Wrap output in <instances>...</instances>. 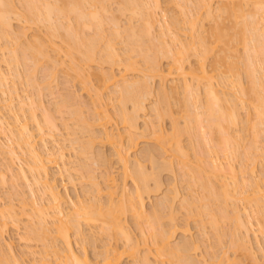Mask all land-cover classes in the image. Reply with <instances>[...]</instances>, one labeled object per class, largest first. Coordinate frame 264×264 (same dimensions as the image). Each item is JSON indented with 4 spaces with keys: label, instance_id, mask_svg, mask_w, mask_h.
I'll return each instance as SVG.
<instances>
[{
    "label": "bare ground",
    "instance_id": "6f19581e",
    "mask_svg": "<svg viewBox=\"0 0 264 264\" xmlns=\"http://www.w3.org/2000/svg\"><path fill=\"white\" fill-rule=\"evenodd\" d=\"M20 1L23 2V7L22 5L21 7L22 9L24 8V12L23 10H21V12L19 13L23 15L24 19L22 15L17 12V8H15L16 5L13 1L0 0V35H2L1 37L5 38V42H3L2 46L0 45V51L2 56H8L7 59L1 57L2 59L0 60V62L2 60H5L4 62L7 63V71H4L3 68L1 69L0 66V90H2L0 92L3 93V95L6 93L5 91H7L6 88L8 86L5 85H7V80L10 74L15 76L17 80H25L27 84L32 88L39 86L38 89H40V87L43 88L44 86L45 88L47 86L49 87L51 80L49 81L48 79H54L57 71L59 69L60 71L63 70V72L65 71L68 74L72 75H69L71 79L73 77L74 80L77 79L76 81L79 80L81 84L84 85L83 88H85V90L88 92L89 100L93 99V107L100 108L98 113H96L99 114L100 117L97 119H93L91 123L88 122L89 120L87 121L88 117H85L86 115H84V112H82L83 109L78 106L79 103L81 104V106H85L87 104L88 109H91V101L89 102L88 100H85L87 103L83 101L85 102V105H82L83 102L76 101V103L79 102L77 103V106L83 113V116L79 110L74 112L75 110H77V107L75 106L76 103L71 104L68 101V99L70 98L69 94L65 95L68 97H63V99L65 98L64 100L61 99L63 101L61 102L63 106H71V110L72 107L76 108H73L72 110L76 115L73 114V112L68 111L69 113H71L70 115L68 113V117L71 116L72 119L74 118V115L78 117V120L76 118L75 120H73L74 122L77 120L75 123L73 122L75 124V127L76 123L78 124V122L81 120L77 126L79 127L80 124H82L80 128H77L81 130L83 124H87L86 127L90 129V126H92L95 121L110 117L108 107L109 102L101 100L102 91H99L100 87L96 88L92 83L91 85H89V76L93 75V73L91 72L92 70L89 69L91 67L90 64H92V62L94 61L99 63L108 62V59H110V62L112 60L113 63H116L118 59L117 56L119 57V55H121V51L116 49V41H113L114 37H111L110 35L113 34L114 36H119L123 33V30L127 31V33H125L127 34L130 42L126 41V44L129 43L130 45H128V47H126V49L123 51V53H126V56L128 57L125 60L128 61V54H131L129 52H133L138 49L139 52L143 53L141 57H143L142 60L145 62V66L138 69V74L136 76L135 74H133L134 76H131L132 78H127L125 73L121 71L119 74H114L113 72L105 73L104 71L100 70L99 72L94 73L95 78L98 79L99 82L103 84V86H113L111 87L113 89V93L112 90L110 93L116 94L114 93V91L118 92L122 104L131 101L133 104H135L134 106L139 107L137 110L143 107L144 104L142 101L144 100L147 92V95L150 94L151 85H153L151 83H153L152 81L155 77L160 81V87L158 89V91L160 90L161 92H158L159 95H162L159 96V98L161 99L160 102L165 103L167 106V104H169L167 101L168 97L170 98L173 97V95H179L181 93L182 98L180 99L182 100L180 101V103L182 102L184 107L188 106L187 104L195 107L194 109L196 110H193V114L189 113L188 109H186V112H188V114L185 115L187 116V119H184V121H186L185 125L182 128L177 126L178 122L174 119V121L172 122V128L174 132L172 131L171 135H164L165 130L159 124L155 125V127L154 125H152V129H150L151 133L147 132L148 134H152V136H155L158 144L160 142L158 146L160 147V151H162L161 155L163 156V153H166L164 158L160 156V153L158 151L157 153L155 150H153V147V149L144 147V150L142 149L143 152L140 151L141 155L148 158L151 165L155 166V168H153L154 170L167 167L168 170L173 171V169H175L174 164L177 162L179 164L177 166L178 169H180L181 172L184 175L188 176L189 179H191L193 182H197L200 185L201 190H203L202 195L205 193V196L203 195L202 198L199 197L200 200H204V202L202 203H198V201L200 202V200L197 195V197H195L198 199L194 198V201L198 200L197 202L192 201L193 199L190 200L191 198H187V200L184 198V200H181V204L187 201L186 203L188 204L186 205L188 206V208L187 206H185L187 214L197 213L200 215V213L203 211L204 213L201 215L205 214L204 218H208V221L214 228L218 227V220L220 217H218L213 209L210 208L209 203L212 200L221 201L222 199V201L224 202V206L220 207L221 209L219 208L221 210H219L221 216L220 219H224L228 216L230 219V217L232 216L231 219H233L235 222V227L232 232H230L232 240L235 241L234 243H236L237 240V243H239L238 245L236 243L237 247L241 246V249L246 248L247 250L249 246L247 247L246 242L249 240L247 237H249L248 234L250 235L249 232L251 231L250 227H252V225L248 223V220L250 221L249 218L247 221L245 220L248 216L252 217L254 215L253 213L256 212L258 213H256V215H260L261 213V215L263 214L264 217V209L262 207V205L264 204V172H261V174L263 175H259L262 178L256 177V170L254 169L256 168L257 164L259 162H262L263 160L258 161L259 157L256 158L255 155L258 150L256 151V153L255 151H253L256 158L255 160L258 162L257 164L255 163L256 166L253 163V167L251 169H248V163L246 165V163L244 162L247 168H245L243 163L244 167H242L245 169L239 168L240 171L237 172V168L235 170L236 166H233L234 160L232 159L237 158V148L241 145V141L238 142L240 138V135L238 133L239 129L237 133L235 130L242 126L241 125L238 127V125L241 124L240 122L243 121L240 115V108L243 105L252 110V116L249 115L251 113L247 112L249 116L247 117V120L245 119L249 127L245 123L243 124L246 125H244L245 128L248 127V130L250 129V131L252 130V132L255 131L252 134V136L254 135L255 137V140L253 139V141H256V137H259L262 132L264 135V72L263 74L261 73L262 75L260 74L259 76L258 74L256 76L255 69H253L252 67V65L256 64L255 62H259L262 65L264 64V0H197L196 4H198V7L196 6L195 11L191 10V6L189 5V7L186 4L189 3V0H180L182 1L181 3H178L177 1L175 2V5L179 8V12L183 11V13H180L183 16L184 23L187 24V26L181 29V32L177 31L179 29L176 30L174 27L173 28L176 31L173 28L170 29V23L168 24L169 26L167 25V23L165 24L166 30H163V28L161 27L163 26L162 24L164 22H159L161 18H158V11L156 12V9H160V0H118V2L120 3H118L119 9L117 8V11H122V13L124 11H128V13H130L131 15L128 19V21H130L128 23L126 22L127 24H125L126 26L124 27V24H122L123 28L121 25L122 22L120 23V20L118 21V18L116 19L115 15H113L114 13H110L109 11V6L111 5V3L109 5V2L111 0ZM214 3H216V5L212 6V4ZM186 5L189 9L185 7ZM109 13L110 18L108 17ZM19 15H21L22 17L21 20L30 24H44L45 26H43L44 28L46 27L45 29L47 31V37H43L39 35V33H35L33 34L34 36H30V39L27 35L25 26H20L22 28L19 27L20 29L16 28L15 30L12 27L13 25L11 20L15 19L13 17H16L20 20L21 17L19 18ZM136 16H140V19L144 20L145 26L142 27L143 29H140L139 27L138 29L137 27H135L136 25L133 22L134 20L131 21V17ZM162 16H164V14ZM63 20H65L66 22ZM106 20L109 22V24L111 23L110 26L112 29V34L110 33V35H108L109 32L105 33L106 29L103 26ZM207 20H212V26L211 28L209 27L210 31L208 30L209 32H207L208 35L203 33V31L205 30L203 29V26L205 25L204 22ZM156 23L159 24L158 28H161V31L158 30L160 31V33L157 32V35L159 37H156H158V40L155 38L153 33L155 31L153 30V28L155 27ZM175 23L177 24L178 20L173 18V20L171 21V25ZM86 28L89 29L90 32L92 30L93 34L89 32L87 34L90 35H86ZM151 29L153 30V32L151 31ZM144 30H146V32ZM149 33H151V36H153L155 39L153 40V37H151L150 39L153 41L150 40V42L145 43L149 39H146L145 41V39H142V37L144 35L150 36ZM56 37L60 38V44L56 43ZM155 40L158 41L155 43L156 45L158 43V47L152 46ZM144 43L145 46L146 44H148L146 47L143 46L146 50H144L142 47ZM238 43H243V49L245 48L247 52V54L246 52L244 53L246 54V57L244 58L243 56L241 62L244 59L245 63L244 61L242 63L243 67L245 68H243V71L246 72L244 73L246 74V78H248L247 81H249V83L247 84V87L250 85L249 88H246V86L243 85L239 78L240 76L237 75L239 74L237 70L240 68H238L239 62L235 63V61H238V57H233L234 59H230V61L227 60L229 59V57L232 58V56L237 55L235 53L239 50V47H237ZM150 44L152 48L154 47V49H159V51L156 50L158 52L157 54L156 52L154 53L153 50V52L151 51L152 48L151 46H149ZM159 44L162 45L161 48L165 47V52L162 49V51H160ZM22 45H24L25 47H22ZM19 47H22V49H19ZM158 54L161 55V58L169 57L167 58L169 59V62L167 63L166 68L162 67L159 58L160 56H158ZM260 55L263 57H261ZM192 56L195 57V64L186 65V62H188ZM131 57L132 55H130V58ZM208 57L209 59L211 58V62L207 66L206 59ZM119 59L121 60V58ZM29 60H33L31 61L32 66L30 65ZM27 61H29V64L27 63ZM132 61H128L129 63L127 65H124V69H136L134 68V63H136V61ZM12 63L17 65L21 63L22 66L25 64L24 66L27 65V67L23 70L24 72L22 71L21 73L19 71L20 69H17V65L15 66V69L11 67ZM41 63L42 65L43 63L46 64L44 70L46 68L45 73H47L48 76L45 74L41 82H39L40 80L37 81L35 79L34 70L31 69L39 64L41 65ZM28 65L30 66V68ZM221 66H224L226 68L223 72H220L218 70V68H220ZM233 69H235L234 72L232 71ZM227 71H230V73L232 72L234 74L236 71L237 74H235V76H232V73L230 75V73L228 72V76ZM230 76L236 78H232L233 80H228L227 78ZM168 78L169 80L171 78L170 82L172 83H168L167 87L165 81L168 80ZM216 78H218L219 80L216 81ZM40 83H42L44 86L42 87ZM3 85L6 88H3ZM217 85H221V88L218 89L217 87L219 86ZM167 88L170 90V93L167 91ZM36 89H34V92ZM91 90H94V94L90 93ZM38 91L39 90H37V92ZM41 91L38 92V95L34 94L35 98L34 96L32 97L31 94H25V97L22 98L21 94H18L16 90L15 92H13L14 95L8 92L6 94H8L9 96L5 94V96L7 97L4 96L3 98V101L5 103L2 101L4 104L2 105L1 103L2 106L0 105V133L4 136L3 138L5 139L2 141L4 142V144L0 141V154L3 152V154L7 153L9 160L12 163V165L10 163H7V165H5L6 163H4V167L2 166L0 168V179L1 181L5 179V175H7V173L10 174V177H6H9L11 179L13 178L12 180H19L20 178H22V180L27 183V186H29L28 192L30 193L29 196H31V198H29L31 201H29L30 204L25 201L22 202L21 200L23 206L21 208L23 210L25 206L27 208V205H23L27 203L29 205L28 207L31 214L26 212L28 209H26V213L22 209L21 211L16 210L13 203H10V201L7 202V205L3 203L5 206H2V204H0V264H25V258L23 259L22 255L21 257H18L19 255L16 256V254L14 253L15 251H13L14 249L12 247V243L4 239V234L8 230L7 228L9 224V221L6 219V217L9 216L10 224L18 228L19 221L21 220L20 215L22 214H26L29 220L28 223L30 222V220L32 221V224H26L27 227L23 225L25 227L24 229H27L31 225L29 227L30 229L28 228L27 230L33 233V235L36 234L37 237L39 236L44 242V248L42 252H40L43 255L40 256L39 260L37 261H43L47 259V256L53 255L54 260H59L60 264H121V260H123L122 258H124L125 256L128 258L129 256L132 259L136 258L135 260H137L138 264H209L207 263V259L203 258V260L201 257L202 261H204L201 263V260L198 261L199 259L197 260L196 257L192 256L193 252L190 253L191 251H196V248L200 247L199 241L203 243V239H201V236H197V239L195 240L194 238L196 237L191 238L190 236L189 239L185 238L188 235L186 234L188 233V229L186 227V229L184 228V231L182 229V233L186 234V236L182 234L183 237L181 239H184L182 241L178 240L177 243L174 244L173 241L176 242V240H172V238H174L173 236H175L174 231H177V225H171L170 227H172V229L169 230L170 227H163V225L158 222L160 215L162 217L165 214L164 209L167 208V210H169L170 208L171 210L173 208L172 204L174 203L172 201L173 199H176V191L178 190L174 188L172 190L173 192L171 191L172 193H174H171V197H169L167 193H165L167 196L165 195L163 197L162 195V199L160 197L159 201L156 200L155 204L152 203L153 207L151 206V208H154L155 206H161V208L158 209H161L164 212L161 210L159 211L155 207L156 210H154L157 212H154L150 208V210L154 212L153 214H151L152 216L149 215L150 213H146V204L144 203L143 194L147 193V191L150 190V187L148 186L149 178L156 181H154L156 188H160V180L158 181V171H151V173H147V170H144V165L142 166L141 164L143 160L141 161L138 158L139 156H134V159L129 157L130 151H132V149L136 145V141L134 140L135 138L131 134L132 132L130 128H136L135 124L137 123V120L135 123V116L138 117V115L136 114L138 112H135L136 110H134L133 113H128V111H126L124 107V104H121L122 106L120 105V107H118L117 109L119 111V116H121V122L126 125L125 127L128 128L127 130L124 127V131L122 130L120 132L117 131L118 133H113L111 129L109 130L104 125V123L98 122V124L101 126V137L99 135V139H101L102 136H104L102 139L105 138L106 140L113 138L114 135H116L117 137V143L115 145L116 147L114 146V151L117 160L121 165V178H123L119 190L116 189L118 185L117 183H115L116 179L111 172L106 173L101 181L97 180V177H91L90 175H88L90 176L87 178L91 190H84L83 192H86L85 194L87 196L91 191L93 192V195H89L88 198L86 197L83 200L81 199V201L78 200V202L76 200V202L74 201L71 204V201H73V199L69 201L70 199L67 196L68 194L66 193V195L65 193H61L58 190L57 185L54 183L53 178L50 176L49 165L52 163L58 165L60 160L62 163V167L64 166L63 168H65L64 170H67L70 173L73 162L71 163V167L67 166L68 163H70L68 160H66L67 153H70L68 149L73 150L74 152L77 149L76 152L80 151L78 154L87 155L88 153L85 150H87L89 146V144H87L89 140H87L86 143V140L85 142L82 141L83 138H80L81 140L79 139V136H77L75 131L77 128L75 129V127L72 126L75 129L72 130L73 128H71L69 126V123H67L70 118L65 119L66 121H63L61 123L67 130L66 135L70 136L68 137V143H64L65 137H61L63 140H61V138H59V140L54 137L55 135L53 132L58 129V123H56L55 121V115L53 119V113H49L51 114V116L48 114L51 109H48L49 111L43 109V104L39 98V93ZM166 91L168 92V94ZM50 93L53 92L50 91ZM93 95H95V97H93ZM177 97L178 96H176V98ZM14 100L16 103L14 102ZM72 100L73 99H71L70 101ZM73 102H75V100ZM196 103H198L199 105H197ZM3 107L5 109L7 108L9 117L6 116L7 114L5 113V111H2ZM60 109L61 108L59 107V112L57 113H61L62 110L60 111ZM67 109L69 110V108ZM241 109L246 108H244L243 106V108ZM38 110L41 111L39 112L41 113L39 115ZM78 113H81V115H77ZM170 113V110L168 108H165L163 111H156V116L157 118H161L165 114ZM40 117L42 120L40 119ZM10 118H12V120ZM28 120H31V122L34 124L37 133H34L31 130ZM149 123L146 122V124ZM98 124H94V126H98ZM68 126L70 128H68ZM82 129L84 130V128ZM85 131L87 132L90 130ZM80 132L82 133V131ZM124 132L126 135H124ZM77 133L79 132L77 131ZM180 133H188V135L194 136L193 138L195 140L199 137L204 138L206 142H208V144L210 143L209 146H212V148L208 147L210 149L206 150L207 153H196L194 162H192L193 160L190 161L187 156L188 154L183 151L180 139L179 137H177L180 135ZM234 133L237 134V138ZM215 135L217 136V138ZM95 137L96 136H94V139ZM124 139L125 141H127L125 142V145ZM214 139L215 144L213 142ZM195 140L192 141L195 142ZM262 141L264 142V140ZM3 145H5V149H3ZM189 145H192V143H190ZM254 145L256 146V144L252 143L253 148ZM252 146L247 148L246 151L252 148ZM219 147L221 148L219 149ZM16 148H18L25 157H22L18 153ZM78 148H80L81 150ZM256 148L257 146L254 148V150ZM89 149L90 147L88 148V150ZM90 151L91 150H89V152ZM155 152L159 155L158 159ZM249 153L250 152L248 151L246 152L247 155ZM251 154L252 153H250V155ZM259 154L260 153H257V156ZM161 157L163 159H160ZM130 158L133 160H131ZM14 160H18L19 164H17L16 161L15 163L17 164V166L15 167L16 169L13 170V164L15 165V163H13ZM158 160H162V162H159ZM174 160L176 161L174 162ZM0 161H2V158ZM262 163L263 164L260 163L261 167H264L262 166L264 165V161ZM81 165L84 168L83 163L80 164V166ZM23 166H25L26 169H28L32 173L31 177L28 176L29 174H27L26 172L28 170H25V167ZM71 170L73 172V168ZM82 175L84 174L80 175L82 178L85 177ZM18 176L20 178H16ZM70 176H68V178ZM127 177H131V180L135 182V184L137 183L136 188L133 190L134 193L133 191H131L132 193L130 192L129 194L126 190L125 179ZM216 180H218V182ZM42 195H47V200H45V198L43 200ZM82 195H84V193H82ZM102 196L104 197V199L102 198L103 200L100 198ZM204 198H206L207 202ZM78 199L80 198L78 197ZM237 200L238 202L239 200L241 201L240 204H242V208H240V204V207H238V205L236 204ZM68 201L69 204H71L70 206H67ZM228 201H231L232 204L231 210H229L231 214H229V212L227 211V207L229 206V204H227ZM261 201L263 202L262 204ZM225 205L228 206L225 207ZM250 207L252 210L250 209ZM253 207L255 208L256 212L253 211ZM247 208L250 211H248ZM150 210L149 212H151ZM170 210L167 211L169 215H171ZM194 210L197 211L194 212ZM249 212H252V214L249 215ZM127 213H130V216L132 215L133 218L137 221L135 225H137V228L139 227L138 230H140V235L143 237L142 243L144 244L143 246L145 249V253L143 252V254H138L139 250L137 246L133 244L131 234L129 230H127ZM243 214L245 215V217L247 215L246 219L243 218ZM261 215L259 217H261ZM153 217H155V219H153ZM147 218H150L152 224ZM169 219L171 220L172 218L169 217ZM262 220L264 221V218H262ZM81 221L86 222V224H94L96 222L98 224L97 227H99V229L101 230V233H103L105 237H109L110 239V241L109 239L104 242L102 241L104 244L101 243L102 246L99 250L101 251V253L98 251L97 253L99 254H95L96 256H94V258L88 256L87 250H85V248L82 249V252L78 253V251H76L72 246V242L70 240L71 234L69 231L72 227H75L76 234L80 239L83 240L82 242H85L86 240L85 235H83V229L81 228ZM144 222H146L147 224L149 222V233L144 229V226H142ZM154 222L157 224L154 225ZM240 227L244 228V230L242 229L244 233H242L243 231L241 230L242 232L240 233L243 234V237L240 236L238 238L237 229H239ZM27 230H25V233L29 234L30 232L27 233ZM144 230L150 236H148ZM261 231L262 229L259 230V232L262 234L263 231ZM145 234L148 236V238H151L150 245H152V247L148 245V238ZM202 234L204 235V233ZM245 236L246 238H244ZM94 237L98 238V236ZM121 238L124 239V243H127L125 245L128 246L118 245V241ZM89 239L96 242L94 238L92 240V237L87 238V240ZM57 240L61 242L62 245L59 246L58 243L54 242ZM111 240H113V243L111 242ZM195 242H198V245ZM3 244L5 245V248L2 247L4 246ZM30 250L31 249H29V251ZM30 253H33V251H30ZM225 254L226 251L223 252V256ZM137 255H141V257H137ZM223 256H221L217 264H222L224 262V257L225 260H228V257L226 255L224 257ZM33 258L32 260L35 261L36 259ZM47 263H49V261Z\"/></svg>",
    "mask_w": 264,
    "mask_h": 264
},
{
    "label": "rangeland",
    "instance_id": "374dc122",
    "mask_svg": "<svg viewBox=\"0 0 264 264\" xmlns=\"http://www.w3.org/2000/svg\"><path fill=\"white\" fill-rule=\"evenodd\" d=\"M11 1H13L14 2V4L16 5L15 6V8H17L16 10H17V12L19 13V12H21V10H23L22 9V7H23V2H21L20 0H11ZM120 1V0H119ZM178 1V3L180 2H182V1H180V0H160V9H162V10H158V9H156V12H157V16H158V18L160 19L161 18V20L159 21L160 23H161V21H163L164 23L162 24L163 26H161L162 28H163V30H166L165 28V24L167 23V25L169 24L170 25V29L171 28H175L176 30L177 29H179V30H177V31H179V32H181V29L182 28H184L185 26H187V24L186 23H184V19H183V16H182V14L180 13V12H182L183 13V11H180L179 12V8L175 5V2H177ZM190 2H191V4H190ZM110 3H111V5H110ZM118 3H120V2H118V0H111L110 2H109V11H110V13L111 12H113L114 14L113 15H115V18L117 19L118 18V21L120 20V23H121V25L122 24H124V27L126 26L125 24H127L129 21H128V19H129V16H131L130 15V13H128V11H124L123 13H122V11H120V12H118L117 11V8L119 9V7H118ZM197 3V0H189V3H186L188 6L190 5L191 6V10H193V11H195L196 10V6L198 7V4H196ZM21 5H22V7H21ZM185 6L186 8L188 7V6ZM195 5V6H194ZM213 5H216V3H214V4H212V6ZM189 6V7H190ZM187 9H189V8H187ZM162 11V12H161ZM23 12H24V10H23ZM22 12V13H23ZM110 13H109V18H110ZM19 14H21V13H19ZM24 14V13H23ZM164 14V16H162ZM22 15V14H21ZM21 15H19V18L21 17ZM112 15V16H113ZM215 15H216V12H215ZM117 16V17H116ZM22 17H23V15H22ZM22 17L20 18V20L18 19V18H16V17H13V18H15V19H13V20H11L12 21V27L16 30V28L17 29H20V28H22V27H24L25 26V28H26V31H27V35L29 36V38H30V36H34L33 34H35V33H39V35H41V36H43V37H47V31H46V27L44 28V26L43 25H41L40 23V25L38 24V25H36V24H30V23H28V22H25V21H23V20H21L22 19ZM141 17L139 16H136V17H131V21H133L134 23H135V27H139L140 29H143L142 27H144L145 25V23H144V20L143 19H140ZM173 18H175V19H177L178 20V23L176 24H172L171 25V21L173 20ZM23 19H24V17H23ZM63 21H65V20H63ZM107 21V20H106ZM104 22V28L106 29V31H105V33L106 32H109V34L108 35H110V33L112 34V29H111V23L109 24V22L107 21V22ZM109 21H110V19H109ZM66 22V21H65ZM127 22V23H126ZM214 22V21H213ZM205 23V25L203 26L204 28L203 29H205L204 31H203V33L204 34H206V35H208L207 34V32H209L210 31V29H209V27L211 28V26H212V20L211 21H209V20H207V21H205L204 22ZM168 25V26H169ZM214 25V24H213ZM20 26H22V27H20ZM157 26V27H156ZM158 26H159V24L158 23H156L155 24V27L153 28V30H155L154 32H153V30L151 29V31L154 33V36H155V38L158 40V35H157V32L158 33H160V31H161V28L159 29L158 28ZM20 27V28H19ZM109 27H110V29H111V31H110V29H109ZM122 28H123V25H122ZM138 28V29H139ZM173 28V29H174ZM145 29V28H144ZM147 29V28H146ZM174 29V30H175ZM85 30V29H84ZM83 30V31H84ZM123 30V29H122ZM158 30H160V31H158ZM175 30V31H176ZM209 30V31H208ZM85 31H87V32H85ZM84 32H85V34L86 35H90V34H87V33H89L90 32V30L89 29H87L86 28V30H85ZM145 32H146V30H144ZM46 32V33H45ZM93 31L91 30V32L90 33H92ZM123 33L121 34V35H119V36H114L113 34L112 35H110L111 37H114L113 38V41H116L115 43H116V49H118L119 51H121V55H119V57L117 56V58L119 59V58H121V60L119 59V61H118V59H117V61H116V63H113V61L111 60V62L109 61L110 59H108L107 61L108 62H103V63H99V62H92V64H90L91 65V67L89 68V69H91L90 71L93 73V75L92 76H89V79L90 80H88V82L90 81V84L89 85H91V83L94 85V87H96V88H98V87H100V90L99 91H102V98H101V100H103V101H108L109 103V105H108V107H109V115H110V117L108 118V117H106V118H102L101 120H98V121H95V123L94 124H98V122H101V123H104V125L110 130L111 129V131L113 132V133H116L117 131H124V127L126 126L124 123H122L121 121V116H119V111H118V107H120V105L122 104L121 102L122 101H120V95H119V93L118 92H115L114 91V93H116V94H111L110 92H111V90H112V93H113V89L111 88V87H113V86H103V84H101V82H99V80L98 79H96L95 78V74L94 73H96V72H99V70L100 71H104L105 73L106 72H113L114 74H119L120 73V71L121 72H123V73H125V75L127 76V78L129 77V78H132L131 76H134L133 74H135V76L138 74L137 73V70L138 69H140V68H143L144 66H145V62L142 60V58L143 57H141L142 56V54L143 53H141V52H139V50L138 49H136L135 51H133V52H129V53H131V54H128L129 55V59L132 61V60H135L136 61V63H134L135 64V67L134 68H136V69H124V65L126 64H128L129 62H130V60L128 59V61L127 60H125L126 58H128L126 55V53H123V51L126 49V47H128V45H130L129 43H127L126 44V41L128 42L129 41V38L127 37V31H122ZM126 32V33H125ZM151 32V33H152ZM151 33H149V35L150 36H146V35H144L143 37H142V39H145V41H146V39H149L147 42H145V43H148V42H150V38L151 37H153V36H151L152 34ZM46 34V35H45ZM93 34V33H92ZM125 35H126V37H125ZM2 35H0V45L2 46V44H3V42H5L4 41V37H1ZM156 36H158V37H156ZM205 36V35H204ZM238 36V35H237ZM184 37V36H183ZM57 38V37H56ZM59 38V37H58ZM58 38L57 39H55V41H56V43L57 44H60V38H59V40H58ZM154 37L152 38L153 40L155 39ZM31 39V38H30ZM29 39V40H30ZM160 39V38H159ZM27 40H28V37H27ZM153 40H151V41H153ZM157 40H155L154 41V43L152 44V42H151V44H152V46H155V47H158L157 45H158V43H157V45L155 44L156 42H158ZM130 42V41H129ZM145 43H144V45H142V47L144 46V47H146L148 44H146V46H145ZM151 44L149 45V46H151ZM127 45V46H126ZM161 44H159V47H160V51H164L165 52V47L164 48H161L162 47V45L160 46ZM0 46V47H1ZM24 45H22V47H23ZM152 46H151V48H152ZM22 47L20 48L19 47V49H22ZM25 47V46H24ZM144 47H143V49H144ZM237 47H239V50L235 53V54H237V55H235V56H232V58H230L229 57V59H227V60H229L230 61V59H234L233 57H238V61L236 60L235 61V63H237V62H239L238 63V68H240V69H238L237 71H238V73L239 74H237V72L235 71V74H237L238 76H240L239 78H240V80H241V82L243 83V85L244 86H246V88H249V86L247 87V84L249 83V81H247V79L248 78H246V72L245 71H243V68H245V67H243V61H244V59H243V61L241 62V59H242V57L244 56V58L246 57V54H247V52H246V49L244 50L243 49V43H238V45H237ZM150 48V49H151ZM142 49V50H143ZM162 49V50H161ZM144 50H146V49H144ZM143 50V51H144ZM154 51V53L156 52V54L158 53L157 51H159V49L157 48H155L154 49V47L151 49V51ZM157 50V51H156ZM244 50V51H243ZM101 51V50H100ZM150 51V50H149ZM152 51V52H153ZM99 52V51H98ZM147 52V51H146ZM246 52V54H244ZM100 53H102V52H100ZM162 53V52H161ZM153 54V53H152ZM244 54V55H243ZM0 60L2 59L1 57H4V55L2 56V54H1V51H0ZM97 55H100V54H97ZM96 55V56H97ZM102 55V54H101ZM130 55H132V57L130 58ZM6 56V55H5ZM158 56H160L159 58H160V61H161V65H162V67L163 68H166L167 67V63L169 62V59H167V58H169V57H167V58H165V57H162L161 58V55H159L158 54ZM211 56V55H210ZM261 56V55H260ZM212 57V56H211ZM261 57H263V56H261ZM8 58V56H6V57H4V59H7ZM115 59H116V56H115ZM240 59V60H239ZM211 60V58L209 59V57L206 59V65L208 66L209 65V63L211 62L210 61ZM5 61V60H4ZM3 60L0 62V66H1V69L3 68V70L5 71H7V63H5ZM30 61V60H29ZM29 61H27V63L29 64ZM31 61H33V60H31ZM31 61H30V65L32 66V64H31ZM228 61V62H229ZM232 61V60H231ZM33 63V62H32ZM132 63H133V61H132ZM244 63H245V61H244ZM256 64H254V65H252V67H253V69H255V74H256V76L259 74V76H260V74L262 73L263 74V72H264V64L262 65V64H260L259 62H255ZM195 64V57L194 56H192L191 58H190V60L188 61V62H186V65H194ZM17 64H13L12 63V66L11 67H13L14 69H15V66H16ZM25 65V64H24ZM22 66V64L21 63H19V65H17L16 67H17V69L22 73V71L24 70V69H26V67H27V65L26 66ZM41 65H42V63H41ZM40 64L39 65H37L36 67H34V68H32L31 70H34V76H35V79L37 80V81H39V82H41V80L43 79V76L46 74L47 75V73H45V71H46V68H45V70H44V67H45V65L46 64H44L43 63V65L41 66ZM29 66V65H28ZM261 66V67H260ZM236 67H237V64H236ZM29 68H30V66H29ZM209 68V67H208ZM226 68L224 67V66H221L220 68H218V70L220 71V72H223L224 70H225ZM234 70L235 69H233L232 71L234 72ZM24 72V71H23ZM48 72V71H47ZM228 72L230 73V71H227V74H228ZM241 72V73H240ZM245 72V73H244ZM58 73V74H57ZM57 73H56V76L54 77V79H52V78H50V79H48L49 81L51 80V83H50V85H49V87L47 86L46 88H45V86L42 84V83H40L41 85H42V87L43 88H41L40 87V89H38V87H35V88H32L31 86H29L28 84H27V82L25 81H20V79H16V77L15 76H13V75H11L10 74V76H9V78H8V82H7V85H5V86H8L7 88L6 87H4V85H3V88H6V90L8 91V89H9V93L10 94H12V95H14V93L13 92H15V90H16V92L18 93V94H21V96H22V98H24L25 97V94L26 95H28V94H31L32 95V97L34 96V94L35 95H38V92L39 91H41L40 93H39V95H40V101L42 102V104H43V109H45L46 111H49L48 109H51L50 110V112H48V114L49 113H53V119H54V117H55V121H56V123H58L57 124V126H58V129H56L53 133H54V137L55 138H57V139H59V138H61V137H65L64 138V143H68V137H70V136H67L66 135V132H67V130H66V128H65V126L63 125V124H61L63 121L65 122L66 120L65 119H67V118H70L69 120H68V122L67 123H69V126L71 127V128H73V127H75V122L78 120V117L77 116H75L76 114L74 113V112H76V111H78L79 110V107L78 106H80L81 107V109H83L82 110V112H84V115H86L85 117H88L87 118V121L88 122H91L92 123V121H93V119H97V118H99L100 117V115L99 114H96V113H98V111L100 110V108L99 107H93V105H92V100H89V96H88V92L85 90V88H83V84H81V82L79 81H76L77 79H73V77H72V79H71V77L69 76V75H71V74H68L67 72H63V70L62 71H60V69L57 71ZM232 73V72H231ZM231 73H230V75H231ZM67 74H68V76H67ZM234 73H232V76H235V74L233 75ZM241 74V75H240ZM261 74V75H262ZM48 76V75H47ZM46 76V77H47ZM72 76V75H71ZM228 76H229V74H228ZM237 76V77H238ZM45 77V78H46ZM232 78H236V77H228L227 79L228 80H233ZM46 79V80H47ZM98 80V81H97ZM219 79L218 78H216V81H218ZM166 81H169V82H166ZM165 81V83L167 84V87H168V83L170 84V83H172V82H170L171 81V78H170V80H169V78H168V80H166ZM14 82V83H13ZM153 83H151V84H153V85H151V92H150V94L149 95H147V93H146V95H145V98H144V96H143V98H144V100L142 101L143 102V109L141 108V109H139V110H137L139 107H137V106H134L135 104H133L131 101H128V102H126L125 104H124V107H125V109H126V111H128V113H133L134 112V110H136L135 112H138V113H136L137 115H138V117L137 116H135L136 118H135V123H136V120H137V123L135 124L136 125V128L135 129H133V128H130L131 129V134L134 136V140L136 141V145H135V147L132 149V151H130V156L129 157H131V158H133L134 159V156L135 157H138L141 161H142V166L144 167V170L146 171L147 170V173H151V171H158V181L160 180V188H156V186H155V180L154 179H150L149 178V183H148V186L150 187V192L149 191H147V193H145V194H143V197H144V203L146 204L145 206V209H146V213H150L149 215H151V214H153L154 212H157V211H155L156 209H158V208H161V206L160 207H157V206H155L156 207V209H155V207L154 208H151V206L153 207V204L152 203H154L155 204V202H156V200L157 201H159V199H160V197H161V199L166 195L165 193H167V195L169 196V197H171L170 195H171V193L173 192L172 190L175 188L176 190H178V191H176V199H173V203L174 204H172V209L170 210V208H169V210H170V214L172 215H169V213L167 212V211H169V210H167V208L166 209H164L165 210V214L163 215L162 213V217H161V215H160V218H159V220H158V222H160L162 225H163V227H166V228H169L171 225H173V224H175V226L177 225V231H174V235L175 236H173L174 238H172V240L173 239H175L176 240V242H174L173 241V243L175 244V243H177V241L178 240H183V239H181L183 236H182V232L184 231V228L186 229V227H187V229H188V233H186V234H191V235H187V237H185V238H190V236H191V238L193 237H196V238H194V240L195 239H197V236H201V239H203L202 240V242L203 243H201V241H199V245H200V247H198V248H196V251H191L190 253H192L193 255V257H196V259L198 260V261H200L201 263L202 262H204V261H202V259L203 258H205V259H207V263H209V264H217L218 263V261H219V259L221 258V256H223V252H225L226 251V256L228 257V260H225V255L223 256L224 258V262L222 263V264H264V221L262 220V218H264L263 217V214L261 215V213H260V215H261V217H259L260 215H256V210H255V208L253 209V211H255L256 213H253L254 215L252 216V217H250V216H248L247 217V215H246V217H247V219H246V217H245V213L243 214L244 216H243V218H245L246 220L245 221H247L248 220V218L250 219V221L248 220V223H250L251 225H252V227H250L251 229V231L249 232L250 233V235L248 234V236L249 237H247L249 240L246 242V244H247V250H246V248L245 249H241L240 247H237L236 246V243H237V240H236V243H234L235 241H233L232 240V236L230 235L231 233L230 232H232V230L234 229V227H235V225H234V220L233 219H231V217H230V219H229V216L228 217H225L224 219L222 218V219H220L221 218V216H220V212H219V210L221 209L220 207H222V206H224L223 205V201H222V199H221V201H215V200H212L209 204V206H210V208L211 209H213V211L216 213V215L218 216V217H220L219 218V220H218V222H219V224H218V227H216V228H214L213 226H211V224H210V222L208 221V218H204V215H201V214H203L204 212L202 211H200L201 213H200V215L199 214H197V213H193V214H187V211H186V207L185 206H187L186 204H188V203H186L187 201V198H191L190 200H192V201H194V198H196L197 197V195H198V198L200 197V198H202L203 197V195L205 196V193L202 195V191L203 190H201V187H200V185L196 182H193L191 179H189V177L188 176H186V175H184L182 172H181V170L180 169H178V163L176 164H174L175 165V169H173V171H170V170H168L167 169V167H165V168H158V169H160V170H158L157 168V170H154L153 168H155V166H153V165H151V163H150V161L148 160V158H146V157H143L142 155H141V152H143V150H144V147L145 148H150V149H153V150H155L156 152L158 151L159 153H160V156H162L161 154H162V151H160V147L158 146L159 144H160V142H159V144H158V141L155 139V136L153 135L152 136V134H148V133H151V130L150 129H152V125H154V127H155V125H157V124H159L164 130H165V133H164V135H167L168 136V134H170L171 135V133H172V131L174 132V130H173V128H172V122L174 121V119L178 122V125L177 126H179V127H183L184 125H185V121H184V119L186 118L187 119V116H185V115H187L188 114V112L189 113H192L193 114V110H196V109H194L195 107H193L192 105H189V104H187L188 106H186V107H188V108H186V107H184V105L182 104V102L180 103V101L182 100V99H180V98H182V94L180 93L179 95H173V97H168V99H167V101H168V103L169 104H167V106H166V104L165 103H163V102H160V98H159V96H162V95H159V93L158 92H160V90L158 91V89H159V85H160V81L158 80V78H154L153 79V81H152ZM92 85V86H93ZM217 86H219V85H217ZM216 86V87H217ZM221 86V85H220ZM217 87L218 89H220L221 87ZM51 87V88H50ZM0 88H1V86H0ZM37 88V89H36ZM222 88H223V86H222ZM34 89H36L35 90V92H34ZM168 89V88H167ZM37 90H39L38 92H37ZM0 91H2V90H0ZM7 91H5L6 93H8ZM50 91L51 92H53V93H50ZM168 92L170 91L169 89L167 90ZM166 91V92H167ZM168 92H167V94H168ZM1 93V92H0ZM5 93V94H6ZM90 93L91 94H94V90H91L90 91ZM161 93V92H160ZM170 93V92H169ZM5 94L3 95V93H1L0 94V105H1V103H2V105L5 103L4 101H3V98H4V96H5ZM66 94H69V96H70V100L71 99H73L72 101H70L69 99H68V101L72 104H75L76 103V101H79V102H83V101H91V104H90V107H91V109H88V106H87V104L85 105L84 103L86 102H83L82 103V105H85V106H81V104L79 103V102H77V103H79L78 104V106H77V103L75 104V106L77 107V110H75L74 112L72 111L73 110V108H75V107H72V110H71V106L70 107H67L68 105H62L61 104V102H63L62 100H64L63 99V97H68V96H65ZM6 95H8V94H6ZM110 97H109V96ZM112 95V96H111ZM115 95H117V96H115ZM119 95V96H118ZM170 95H172V94H170ZM169 95V96H170ZM9 96V95H8ZM176 96H181V97H179V99H178V97L176 98ZM5 97H7V96H5ZM74 97V98H73ZM93 97H95V95H93ZM92 97V98H93ZM34 98H35V96H34ZM36 98H37V96H36ZM113 98V99H112ZM142 98V99H143ZM184 98V97H183ZM192 98V97H191ZM243 98H244V96H243ZM245 98H246V96H245ZM62 99V100H61ZM79 99V100H78ZM110 99V100H109ZM75 100V102H73ZM80 100H82V101H80ZM178 100V101H177ZM191 100V99H190ZM4 103H3V102ZM67 101V102H68ZM14 102H15V100H14ZM179 102V103H178ZM16 103V102H15ZM64 103H66V102H64ZM63 103V104H64ZM87 103V102H86ZM184 103V102H183ZM68 104V103H67ZM71 104H69V105H71ZM122 104V105H123ZM142 104V103H141ZM195 104V103H194ZM197 105H199L198 103H196ZM1 105V106H2ZM62 105V106H61ZM121 105V106H122ZM169 105V106H168ZM69 108V110L66 108ZM243 106H244V108H246V109H241V108H243ZM242 107H241V105H240V111H241V117H242V119H243V121L242 122H240L241 124L240 125H238V127L239 126H241L240 128H244V129H240V128H237V130H235L236 131V133L238 132V129H239V135H240V138H239V140H238V142H240L241 141V145L240 146H238V148H237V150H238V152H236L237 154V158H234V159H232V160H234L233 161V166L235 167V170H236V168H237V172H239L240 171V169L242 168V169H245V168H247L246 167V165H247V163H248V169H251L252 167H253V165L256 163H258L255 159L257 158V157H259V159H258V161H261V160H263L264 161V150H263V146H264V142L262 141V140H264V135H263V132H262V134L260 135L259 133H260V131H259V137L257 136L256 137V141H253V139L255 140V137H254V135L252 136V134H253V132H255V131H253L252 132V130L250 131V129L248 130V123H247V117L249 116V115H251L252 116V110L251 109H249V108H247V107H245V105H243ZM45 107V108H44ZM56 107H57V109H56ZM61 108L60 109V111H61V113H57V112H59L58 111V108ZM136 107V108H135ZM4 108V107H3ZM2 108V111L4 112L5 111V113L7 114L6 116H8L9 117V113H7V108L5 109H3ZM47 108V109H46ZM56 109V112H55V109ZM165 108H168L169 110H170V114H165L164 116H162L161 118H157V116H156V111H163ZM76 109V108H75ZM186 109H188V112H186ZM248 109V110H247ZM41 110V109H40ZM40 110H38V115L39 114H41V113H39V112H41ZM199 110V109H198ZM68 111H70V112H73V114H75L73 117V119L71 118V116L70 117H68L71 113H69ZM80 111V110H79ZM118 111V112H117ZM251 111V112H250ZM55 112V113H54ZM81 112V111H80ZM81 112V113H82ZM247 112L248 113H251V114H247ZM68 113H69V115H68ZM81 113H78L77 115H81ZM118 113V114H117ZM135 114V113H134ZM246 114H247V116H246ZM50 116H51V114H49ZM55 115V116H54ZM62 115V116H61ZM82 115H83V113H82ZM83 115V116H84ZM191 115V114H190ZM189 115V116H190ZM41 116V115H40ZM42 117V116H41ZM41 117H40V119H41ZM75 118L77 119L75 122L73 121V120H75ZM11 120H12V118H10ZM246 119V120H245ZM42 120V119H41ZM245 120V121H244ZM81 121V120H80ZM79 121V122H80ZM184 121V122H183ZM28 122H29V126H30V128H31V130L34 132V133H37V130H36V127L34 126V124L31 122V120H28ZM74 122V123H73ZM79 122H78V124H79ZM146 122L147 123H149V124H146ZM151 122H153V123H151ZM42 123H43V121H42ZM243 123H245L248 127H244V125L245 124H243ZM77 123H76V127H75V129L78 127L77 125H78ZM82 124V123H81ZM81 124H80V126H81ZM94 124H92V126H90V129L88 128V127H86L87 126V124L86 125H84L83 124V126L81 127V130L80 129H78V128H80V126L75 130L74 128L72 129V130H75L76 131V134H77V136H79V139L81 138H83V142H85V140H86V143H87V140H89V142L87 143V144H89V146H88V148L90 147V149L89 150H91L90 152H89V150H88V148H87V150H85L87 153V155H83V154H78L79 152H76V150H75V152L73 151V150H70V149H68L69 150V152L70 153H67V156H66V160H68L70 163H68V165L67 166H70L71 167V163H72V168H73V172H72V168L70 169V173H69V171H65L64 169L65 168H63L62 167V163H61V161L59 160V164L57 165V164H54V163H52V164H50L49 165V174H50V176L53 178V181H54V183L57 185V188H58V190L61 192V193H67L66 195L69 197V201H71V199H73V201H71V204H72V202H76V200H77V202H78V200L79 201H81V199L83 200V199H85L86 197L88 198L89 197V195L91 196V195H93V192H89V194L86 196V192H83L84 190L85 191H87V190H91L90 189V184H89V181H88V178L87 177H97V180H99V181H101L102 180V178H103V176L106 174V173H108V172H111L112 173V175L114 176V178L116 179L115 180V183H117V187H116V189L117 190H119V188H120V186H121V181H123L122 179L123 178H121L122 177V169H121V165H120V163L118 162V160H117V157H116V155H115V151H114V149H115V145H116V143H117V137H116V135H114L113 136V138H110V139H108V140H106L105 138L104 139H102L104 136H102V140L101 139H99V135L101 134V126L98 124V126H94ZM147 125V126H146ZM149 125V126H148ZM151 125V126H150ZM245 125V126H246ZM68 126V128H70ZM73 126V127H72ZM86 128H85V127ZM94 126V127H93ZM147 127H148V130H147ZM178 127V128H179ZM82 128H84V130L82 129ZM88 128V129H87ZM126 128V127H125ZM261 128V127H260ZM128 128H126V130H127ZM82 131V133L80 132V131ZM85 130H90V131H85ZM262 130V129H261ZM77 131L79 132V133H77ZM84 131V132H83ZM234 131V130H233ZM264 131V130H263ZM148 132V133H147ZM252 132V133H251ZM118 133V132H117ZM236 133H234V135L236 136L237 134ZM75 134V135H76ZM91 134H92V136H93V138H92V136H91ZM124 135H126L125 134V132H124ZM217 135V134H216ZM215 135V136H216ZM238 135V136H239ZM94 136H96L95 137V139H94ZM190 135H188V133L186 134V133H180V135L179 136H177V137H179V139H180V143H181V146H182V148H183V151L186 153V154H188L187 156H188V158H189V160L191 161V160H193L192 162H194V159H195V154L196 153H198V154H203V153H207V151L206 150H208V149H210V148H208V147H211L212 148V146H209L210 145V143L208 144V142H206V140L204 139V138H197L196 140L193 138L194 136H192V138H191V136L189 137ZM218 136V135H217ZM217 136H216V138H217ZM4 136L0 133V141L2 142L3 140H5L4 138H3ZM98 137V138H97ZM100 137H101V135H100ZM195 137H198V136H195ZM253 137V138H252ZM48 138V137H47ZM236 138H237V136H236ZM49 139V138H48ZM66 139V140H65ZM80 139V140H81ZM241 139V140H240ZM50 140V139H49ZM60 140V139H59ZM61 140H63L62 138H61ZM195 140V142H193V141ZM217 140V139H216ZM0 142V143H1ZM125 142H127V141H125V139H124V145H125ZM213 142H214V144H215V139L213 140ZM3 144H4V142H2ZM51 143V142H50ZM49 143V144H50ZM85 143V144H86ZM190 143H192V145H189ZM195 143V144H194ZM252 143H254V144H256V146H257V148L254 150V148L256 147L255 145H254V148H253V146H252ZM194 144V145H193ZM213 144V143H212ZM219 144V143H218ZM217 144V145H218ZM251 144V145H250ZM1 145V144H0ZM252 146V148H250V149H252V150H247L248 152H250V153H252L253 155H254V153H253V151H255V153H256V151H257V153H260L258 156H257V153L255 154L256 155V158H255V155L253 156L252 154L250 155V153L247 155L246 154V149L247 148H249L250 146ZM115 146V147H114ZM193 146V147H192ZM221 146V145H220ZM260 146V147H259ZM262 146V147H261ZM153 147V148H152ZM6 147H5V145H3V149H5ZM218 148V147H217ZM221 147H219V149H220ZM78 149H80V148H78ZM143 149V150H142ZM16 150L18 151V153L22 156V157H25V156H23L24 154H22L21 153V151L18 149V148H16ZM81 150V149H80ZM141 151V152H140ZM246 151V152H245ZM155 152V153H156ZM157 152V153H158ZM220 152V151H219ZM263 152V153H262ZM4 153V152H3ZM3 153H1L0 154V160H1V158H2V161H0V168L4 165V163H6L5 165H7V163H10L11 165H12V163L10 162V160H9V157H8V154L7 153H5V154H3ZM83 153V152H82ZM156 153V154H157ZM171 153V152H170ZM7 154V155H6ZM100 154V155H99ZM139 154V155H138ZM143 154V153H142ZM239 154V155H238ZM165 155H166V153H163V158L165 157ZM2 156V157H1ZM3 156H5V157H3ZM157 156V159L159 158V155L157 154L156 155ZM247 156H248V159H247ZM160 158V159H163V158ZM130 158V159H131ZM142 158V159H141ZM262 158V159H261ZM4 159V160H3ZM133 159H131V160H133ZM224 159V158H223ZM225 160V159H224ZM255 160V161H254ZM6 161V162H5ZM9 161V162H8ZM17 161V162H16ZM159 161V160H158ZM161 162H162V160H160ZM159 161V162H160ZM176 160H174V162H175ZM254 161V162H253ZM262 161V162H263ZM17 163V164H19V162H18V160H14L13 161V163ZM235 162V163H234ZM246 163V165H245V163ZM262 162H259L258 164H257V166H256V164H255V166H256V168H254L256 171H255V174H256V177H261V176H259L260 174H261V172H264L263 170H264V167H261V164H263ZM15 163V165L13 164V170L14 169H16L15 167L17 166V164ZM83 163V165H84V168H83V166L81 165L80 166V164H82ZM243 163H244V166H245V168H243L244 166H243ZM254 163V164H253ZM261 163V164H260ZM19 166V165H18ZM243 166V167H242ZM262 166H264V165H262ZM4 167V166H3ZM23 167H25V166H23ZM164 167V166H163ZM63 168V169H62ZM240 168V169H239ZM262 168V169H261ZM25 170H28V169H26V167H25ZM247 171H250V170H247ZM27 172V174H29L28 176L29 177H31V172L28 170V171H26ZM152 172V173H153ZM68 173V174H67ZM9 173H7V175H5V179H3L2 181H1V179H0V204H2V206H5L4 204H6L7 205V202H9L10 201V203H13V205H14V207H15V209L16 210H20L21 211V207H23L22 206V202L23 201H25V202H27V203H29L30 204V199L29 198H31V196H29L30 195V193L28 192V187L29 186H27V183L26 182H24V180H22V178H20L19 176L18 177H16V178H20L19 180L18 179H14V180H12L11 178H9L10 177V174L8 175ZM70 174H71V176H70ZM81 174H84V175H82V176H85V177H81L80 175ZM239 174V173H238ZM88 175H90V176H88ZM261 175H263V174H261ZM6 176H9L8 178L6 177ZM68 176H70L69 178H68ZM1 178V177H0ZM7 178V179H6ZM219 178V177H218ZM218 178H216V179H218ZM262 178V177H261ZM90 179V178H89ZM220 179V178H219ZM5 180V181H4ZM16 180V181H15ZM13 181H15V182H13ZM52 181V182H53ZM155 181V182H154ZM217 182H218V180H216ZM125 183H126V190H127V192L130 194V192L131 191H133L135 188H136V184H135V182H133L132 180H131V177H127L126 179H125ZM159 186V185H158ZM248 187V186H247ZM86 188V189H85ZM149 189V188H148ZM172 191V192H171ZM250 191V190H249ZM189 192H191V193H189ZM82 193H84V195H82ZM132 193V192H131ZM133 193H134V191H133ZM178 193V194H177ZM191 194V195H189V194ZM172 194H174V193H172ZM162 195H163V197H162ZM166 195V196H167ZM178 195V196H177ZM202 195V196H201ZM173 196V195H172ZM196 196V197H195ZM42 197H43V200H44V198H45V200H47V195H42ZM78 197L80 198V199H78ZM101 199L103 198L104 199V197L102 196V197H100ZM184 198L186 199L185 201V203L183 202L182 204H181V200L183 199L184 200ZM198 198H196V199H198ZM200 198H199V200H200ZM221 198V197H220ZM49 199V198H48ZM100 199V200H101ZM102 199V200H103ZM205 200H206V198H204ZM21 200H22V202H21ZM203 200V199H202ZM202 200H200V202L198 201V203H202V202H204V200L202 201ZM30 201V202H29ZM69 201H68V203H67V206L69 205H71V204H69ZM189 201V200H188ZM196 201V200H195ZM194 201V202H195ZM196 201V202H197ZM43 202H46V201H43ZM206 202H207V200H206ZM236 202V201H235ZM240 200H239V202H238V200H237V202H236V204L238 205V207H240V208H242V204H240ZM260 202V201H259ZM4 203V204H3ZM10 203H8V204H10ZM27 203H25V204H23V205H27V208H26V206L24 207V212L26 211V209H28L29 210V205L27 204ZM193 203V202H192ZM263 202L261 201V204H262ZM47 204V203H46ZM184 204V205H183ZM196 204V203H195ZM227 204H229V206L227 207L226 205H225V207H227L228 208V212H229V210H231V201H228V203ZM239 204H240V206H239ZM66 205V204H65ZM183 205V206H182ZM197 205V204H196ZM199 205V204H198ZM219 206V207H218ZM252 207V206H251ZM251 207H250V209H251ZM262 207H263V209H264V204L262 205ZM67 208H70V207H67ZM150 208H151V210H153L154 212H152L151 210H150ZM187 208H188V206H187ZM201 208V207H200ZM220 208V209H219ZM226 208V209H227ZM155 209V210H154ZM223 209V208H222ZM26 211L27 213H29V214H31V212H30V210L29 211ZM149 210L152 212H149ZM159 210V209H158ZM161 210V209H160ZM159 210V211H160ZM200 210H202V209H200ZM247 210L248 211H250L248 208H247ZM252 210V209H251ZM161 211H163V210H161ZM197 210H194V212H196ZM221 211V210H220ZM242 211V210H241ZM25 212V213H26ZM164 212V211H163ZM172 212V213H171ZM246 212V211H245ZM168 213V214H167ZM156 214H158V213H156ZM167 214V215H166ZM229 214H231L230 212H229ZM228 214V215H229ZM250 214H252V212H249V215ZM258 214V213H257ZM148 215V214H147ZM169 215V216H168ZM21 217H20V221H19V227L18 228H16V227H14V226H12L11 224H10V217L9 216H7L6 217V219L9 221V224H8V230L6 231V233L4 234V239L5 240H8V241H10L11 243H12V247H13V251H15L14 253L16 254V256H18V257H21V255H22V258L24 259V261H25V264H29V263H31V264H33L34 262V264H58V262H59V260H54V257H53V255H49V256H47V259H45V260H43V261H37V260H39V258H40V256H42L43 254L42 253H40V252H42V250H43V248H44V246H43V244H44V242L42 241V239L40 238H38L37 237V235L35 236V235H33V233H31L30 231H28L27 229L31 226H29L27 229H24L25 227H27L26 226V224H28L29 225V223L30 224H32L31 222V220H30V222L28 223V218H27V216H26V214H22V215H20ZM132 216V215H131ZM130 216V213L128 214L127 213V215H126V226H127V230H129V232H130V234H131V237H132V241H133V244H135L136 246H137V248H138V250H139V252H138V254H143V252H144V244L142 243V236L140 235L141 233L139 232L140 230H138V228H137V225H135V223L137 222L136 221V219H134L133 218V216L131 217ZM152 216V215H151ZM154 216V215H153ZM149 217V216H148ZM169 217H171L172 219L170 220L169 219ZM259 217V218H258ZM228 218V219H227ZM261 218V219H260ZM148 219V218H147ZM153 219H155V217H153ZM148 220H150V218L148 219ZM244 220V219H243ZM135 221V222H134ZM152 221H155V220H152ZM147 222V221H146ZM146 222H144L143 223V225L142 226H144V229L145 230H147V232L149 231L148 230V224H149V222H151V220L148 222V224L146 223ZM151 224H152V222H151ZM157 223H155L154 222V225H156ZM25 227H24V226ZM97 223L95 222L94 224L93 223H91V224H86V222H82L81 221V228L83 229V235H85V238H86V240H87V238H89V237H92V240H93V238H94V240H96V242L95 241H91L90 239L89 240H85V242H82L83 240L82 239H80L79 238V236H77V234H76V229H75V227H72L69 231H70V240H71V242H72V246H73V248L76 250V251H78V253H80V252H82V249L83 248H85V250H87V254H88V256L89 257H91V258H94V256H96L97 254H99V253H97L100 249H101V246H102V244H104L103 242L104 241H106V240H108L109 239V237H105L104 236V234L103 233H101V230L99 229V227H97ZM21 226V227H20ZM23 226V227H22ZM174 226V225H173ZM143 228V227H142ZM241 228V227H240ZM237 229L238 231H237V237L239 238L240 236L241 237H243L242 235V233H244V228H241V229ZM30 229V228H29ZM172 229V227H170L169 228V230H171ZM182 229H183V231H182ZM243 229V230H242ZM260 229H262V231H263V233L261 234L260 232H259V230ZM24 230V231H23ZM25 230H27V233L28 232H30L29 234H26L25 233ZM100 230V231H99ZM144 230V231H145ZM168 230V229H167ZM174 230H175V228H174ZM243 232H242V231ZM261 231V232H262ZM146 231H145V233L148 235V233H147ZM176 232V233H175ZM240 232H242V233H240ZM202 233H204V235L202 234ZM254 233V234H253ZM255 233H256V236H255ZM100 234H103V235H100ZM145 234V235H146ZM186 234H183L184 236H186ZM146 235V237L148 238V236H150V235H148L147 236ZM6 236V237H5ZM24 236V237H23ZM94 236H98V238L97 237H94ZM145 237V236H144ZM205 237V238H204ZM25 238V239H24ZM101 238V239H100ZM244 238H246V236L244 237ZM257 239V241H256V239ZM103 239V240H102ZM122 239V240H121ZM119 241H118V245L119 246H128V245H125V244H127V243H124L125 241H124V239L123 238H121ZM151 238L149 237L148 238V240H147V242H149L148 243V245L149 246H151L152 247V245H150L151 244V240H150ZM200 239V240H201ZM90 243H89V242ZM103 241V242H102ZM109 241H110V239H109ZM108 241V242H109ZM197 241V240H196ZM238 241H239V239H238ZM3 242V241H2ZM54 242H56V243H58V245L60 246V245H62L61 244V242H59L58 240L57 241H54ZM93 242V243H92ZM95 242V243H94ZM111 242L113 243V240H111ZM180 242V241H179ZM85 243V244H84ZM102 243V244H101ZM107 243V242H106ZM172 243V242H171ZM195 243H197V245H198V242H195ZM201 243V244H200ZM249 243V244H248ZM101 244V245H100ZM173 244V245H174ZM239 243H237V245H238ZM4 245V244H3ZM85 246V247H84ZM2 247H4L5 248V245L4 246H2ZM29 249H31L30 251H33V253H30V251H29ZM193 250V249H192ZM195 250V249H194ZM100 253H101V251H99ZM194 252H195V254H194ZM145 253V252H144ZM34 254V255H33ZM51 254V253H50ZM96 254V255H95ZM212 254V255H211ZM34 256V258H33V256ZM137 257H141V255L140 256H138L137 255ZM201 257H202V259H201ZM32 258L33 259H36L35 261L34 260H32ZM211 258V259H210ZM123 260H121V264H136L137 263V260H135L134 258L132 259V258H130L129 256H128V258L125 256L124 258H122ZM210 259V260H209ZM204 260V259H203ZM37 261V262H36ZM49 261V263H47ZM135 261H136V263H135ZM199 262V263H200ZM59 264H60V262H59ZM138 264V263H137ZM155 264V263H154ZM181 264V263H180Z\"/></svg>",
    "mask_w": 264,
    "mask_h": 264
}]
</instances>
